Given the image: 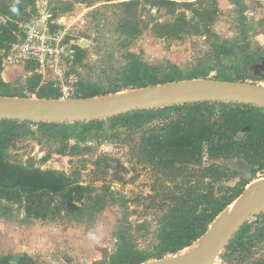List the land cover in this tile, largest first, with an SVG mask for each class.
<instances>
[{
    "label": "rangeland",
    "instance_id": "obj_1",
    "mask_svg": "<svg viewBox=\"0 0 264 264\" xmlns=\"http://www.w3.org/2000/svg\"><path fill=\"white\" fill-rule=\"evenodd\" d=\"M88 1L93 7L87 8L73 0L66 4L59 0H38L36 4L37 13L54 14L64 24L61 28H68V34L77 38L75 42L82 44L86 41L89 44L85 48L88 49L87 54L81 56L63 78V86L72 90L79 76L106 86L112 73L109 68L126 64L119 47L128 37L117 29L118 22H123L127 16L126 11L110 6L118 1ZM189 2L194 6L178 10L184 14L187 23H179L180 27L172 28L170 33L163 28L175 19L168 9L139 7L136 24L141 34L128 43V51L139 55L148 66L177 67L181 74L189 75L196 69L213 67L217 57L240 48L244 43L254 49L258 45L257 36L264 34V21L259 23L245 14V9L252 7L251 4L244 5V12L240 13L241 10L233 5L231 9L221 11L217 0ZM102 5L107 8L99 14L101 22L98 29L105 34L106 46L97 54L93 49L94 43L81 39L79 35L87 30L95 35L96 23L89 26L91 19H86V15ZM197 13L201 16H196ZM28 74L27 71L21 73L11 85L0 87V90L14 93L20 86L25 87L30 77ZM215 75L216 72L210 73L211 78ZM257 85L264 87L263 82ZM56 87L62 90L60 84ZM70 95H62L59 100H69ZM165 115L163 112L127 115L108 131L85 129L79 133L49 132L34 124L0 126L2 152L7 162L53 171L68 177L74 186L84 188L70 212H61L42 222L27 218L25 221L20 206L0 201V219L13 226L11 230L0 227V264H16L18 261H9L7 249L10 243V248H13L18 246L19 240L29 239L31 243V238L38 239L42 245L41 250L30 257L34 264H105L115 249L116 239L112 233L119 222L130 224L138 244L145 245L158 220L175 203L177 187L182 182L192 183L200 179L196 167H187L183 171L180 168L184 166L178 165V175L160 172L145 163L141 156L139 142L146 128L160 122ZM246 130L243 128L241 135ZM202 156L203 166H207L206 146H203ZM224 164L229 169L226 174L204 181L217 197L226 192L235 194L241 180L251 182L264 178V172H261L253 179L237 160ZM81 204L84 205L82 208ZM7 215L11 218L7 219ZM89 233L96 239H90ZM199 246L200 242L183 254L195 252ZM245 248L244 251L239 246L222 250L212 264H259L264 261V242L246 244Z\"/></svg>",
    "mask_w": 264,
    "mask_h": 264
},
{
    "label": "trees",
    "instance_id": "obj_2",
    "mask_svg": "<svg viewBox=\"0 0 264 264\" xmlns=\"http://www.w3.org/2000/svg\"><path fill=\"white\" fill-rule=\"evenodd\" d=\"M118 1L111 7L123 9L127 14L123 22H118L117 29L128 38L120 43L121 57L126 64L114 68L108 76L106 86L90 78L79 76L73 84L69 100L92 99L113 96L123 92L161 86L190 80H212L218 82L264 83V71H255V66L264 59V48L256 45L250 49L248 43L232 52L221 54L214 61L213 67L194 70L183 75L177 67L163 69L160 66H148L140 56L130 53L129 42L140 34L136 24L139 7L145 9H168L175 16L173 23L165 24L170 33L172 28L186 24L185 16L178 12L182 7H193L190 0H110ZM201 1V0H198ZM231 4L244 12L242 0H230ZM77 4L93 7L88 0H73ZM66 4L67 2H61ZM18 14L11 11L13 6ZM101 7V8H100ZM92 9L86 19H91L89 26H94L95 35L87 31L79 35L81 39L92 41L93 49L98 54L105 45L104 32L99 30V14L106 5ZM129 14V15H128ZM201 16L200 13L195 14ZM37 16L35 0H0V73L4 60L12 55L13 46L22 37L19 24ZM55 15L52 14L51 19ZM134 21V22H133ZM54 29L55 26H50ZM73 39H77L73 37ZM102 43V44H101ZM104 43V44H103ZM101 44V45H100ZM76 58L74 64L86 55L88 49L74 46ZM30 73L25 87L20 86L14 93L1 91V98H20L38 100H59L61 92L52 81L43 80L34 67L25 65ZM211 72H216L210 77ZM68 74V73H67ZM8 86L0 80V87ZM166 113L164 118L146 128L139 142V151L145 163L160 172L179 173L176 167H196L200 179L194 182H182L177 187V198L157 222V226L145 245L140 246L132 226L119 222L114 230L115 249L108 256L105 264H146L183 254L200 242L215 221L238 199L244 188L250 183L241 180L235 194L227 192L215 196L206 179L221 178L229 169L226 161L237 160L245 166L252 178L264 172V109L238 103L201 102L178 106H168L140 112H129L109 119H100L75 123H33L0 119V126L13 124H34L49 132L62 131L79 133L85 129L108 131L119 119L133 114ZM243 128L246 132L241 135ZM203 146H206L208 164L203 166ZM178 175V174H177ZM84 188L74 186L70 179L53 171H43L33 167H22L6 161L0 140V201L21 207L27 219L46 221L61 212H70L76 199H80ZM84 205L81 204V208ZM264 242V212L250 219L234 234L223 250L239 246L243 251L246 244ZM248 248V247H247ZM16 264H34L32 258L22 255ZM259 264H264V261Z\"/></svg>",
    "mask_w": 264,
    "mask_h": 264
},
{
    "label": "water",
    "instance_id": "obj_3",
    "mask_svg": "<svg viewBox=\"0 0 264 264\" xmlns=\"http://www.w3.org/2000/svg\"><path fill=\"white\" fill-rule=\"evenodd\" d=\"M81 43L79 47L82 49L89 45L86 41ZM254 69L256 72L264 71V59ZM201 102L238 103L264 109V87L249 83L190 80L92 99L0 97V119L33 123L87 122L129 112ZM231 206L227 228L220 230L217 219L195 252L146 264H212L243 224L264 212V178L251 181Z\"/></svg>",
    "mask_w": 264,
    "mask_h": 264
},
{
    "label": "built area",
    "instance_id": "obj_4",
    "mask_svg": "<svg viewBox=\"0 0 264 264\" xmlns=\"http://www.w3.org/2000/svg\"><path fill=\"white\" fill-rule=\"evenodd\" d=\"M63 26L59 20L50 21V16L46 14L20 23L22 37L13 46L8 59L20 62L23 67L33 66L36 73H50L51 80L47 81L54 82L55 86L60 84L61 94L67 97L72 94V89L63 86L62 81L74 65V46H79L80 42H75L68 34V28H61Z\"/></svg>",
    "mask_w": 264,
    "mask_h": 264
},
{
    "label": "crops",
    "instance_id": "obj_5",
    "mask_svg": "<svg viewBox=\"0 0 264 264\" xmlns=\"http://www.w3.org/2000/svg\"><path fill=\"white\" fill-rule=\"evenodd\" d=\"M36 4H38V0H35ZM60 2H67L68 0H59ZM243 5H252V7H247L245 10V14H247L248 17L252 18L254 21H257L261 23L264 21V0H242ZM218 4V9L221 11L231 9V1L230 0H217ZM44 15L42 12H38L37 16ZM48 15V14H46ZM50 16V21H56L57 18L51 19L52 15ZM256 41L258 45H260L262 48H264V34H260L257 36ZM24 67L22 65H19L14 62L12 58H7L4 60V68L3 71L0 73V80L5 84V85H11L14 81V78L16 76H20L21 73H24ZM43 78V80H51V74L50 73H45V72H39ZM31 74H28L30 76ZM24 217V216H23ZM7 219H10L7 215ZM25 221H28L26 217L24 218ZM10 221V220H9ZM2 222V219H0V223ZM42 222V221H41ZM0 227L6 230H11L13 229V226L11 227V223L8 222L7 224L3 221L2 224H0ZM29 237V236H28ZM32 242L30 243V240H19L18 241V246H13V248H10V245L8 247V252L10 255L9 261L10 263H16L20 257L21 254H26L29 257H32L33 254L37 253V251L41 250V244L38 242V239L36 238H31ZM7 243V242H6ZM6 243L4 245L6 246ZM1 249V248H0ZM5 249V248H4Z\"/></svg>",
    "mask_w": 264,
    "mask_h": 264
},
{
    "label": "bare ground",
    "instance_id": "obj_6",
    "mask_svg": "<svg viewBox=\"0 0 264 264\" xmlns=\"http://www.w3.org/2000/svg\"><path fill=\"white\" fill-rule=\"evenodd\" d=\"M232 206H230L224 213L222 219L218 222V228L220 230H224L227 228L228 224H229V219H228V214L231 210Z\"/></svg>",
    "mask_w": 264,
    "mask_h": 264
},
{
    "label": "clouds",
    "instance_id": "obj_7",
    "mask_svg": "<svg viewBox=\"0 0 264 264\" xmlns=\"http://www.w3.org/2000/svg\"><path fill=\"white\" fill-rule=\"evenodd\" d=\"M11 11H12L13 13H15V14H18V12H19L18 8H17L15 5L12 7ZM89 238H90V239H93V240L96 239L95 235L92 234V233H89Z\"/></svg>",
    "mask_w": 264,
    "mask_h": 264
}]
</instances>
